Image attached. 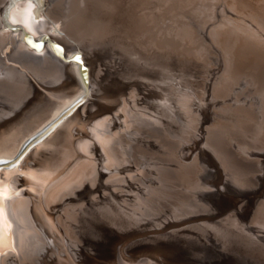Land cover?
I'll use <instances>...</instances> for the list:
<instances>
[{"label":"rangeland","instance_id":"374dc122","mask_svg":"<svg viewBox=\"0 0 264 264\" xmlns=\"http://www.w3.org/2000/svg\"><path fill=\"white\" fill-rule=\"evenodd\" d=\"M125 1L98 0L94 10L88 5L84 12L78 11L76 0L63 2V10L74 3L72 11L81 17L93 11L94 18H87L91 23H87L80 41L86 42L91 60L100 63V67L92 91L86 88L77 94V104L62 119L91 100L95 104L87 110L91 118L86 128L90 129L98 124L103 112L109 111L108 105L126 91L139 92L143 98L140 103L145 106L127 110V119L133 124L132 136L123 140L118 152L109 162L105 161L108 164L103 161L104 165H84L87 157L80 144L72 165L76 163V170L84 168L85 172L48 191L46 198L62 216L63 236L69 248L79 264H111L120 261L124 254V259H140L138 264H148L150 259L161 260L162 264H264V179L252 189L259 191L246 192V178L232 179L219 154L224 134L235 140L246 138L247 118L256 122L253 134L260 133L263 147L256 148L264 152V0ZM18 37L25 40L17 33ZM37 45L30 44L34 49ZM49 48L58 53L53 44ZM213 69L218 74L211 75ZM240 80H245L243 85ZM25 89L30 91L22 101ZM42 97L33 88L0 83V126L6 122L15 124L23 115H28L26 123L32 122L36 118L33 114L48 106ZM116 122L122 126L125 118L119 117ZM73 126H80V120ZM203 135L206 142L202 141ZM77 137L76 144L86 138ZM36 143L28 146L22 159ZM194 144L207 150L206 156L201 153L209 158L190 168V157L185 167L178 166L173 156ZM19 189L25 190L26 186L20 185ZM249 198L252 200L243 204L247 210L239 207V202ZM28 206L26 202L20 206L21 245L9 257L14 263L6 264H58L56 249L64 251L62 243L49 236L48 228L42 226L43 222L39 224ZM61 264L66 263L61 260Z\"/></svg>","mask_w":264,"mask_h":264},{"label":"bare ground","instance_id":"6f19581e","mask_svg":"<svg viewBox=\"0 0 264 264\" xmlns=\"http://www.w3.org/2000/svg\"><path fill=\"white\" fill-rule=\"evenodd\" d=\"M95 1H98V0H76L78 4L77 6L78 11L84 12L85 10H87L88 5H90L92 9L94 10ZM63 2L64 0L56 1V3L53 1L51 3V0H0V75L2 76L0 77V83L10 84V85H13L14 87H19V89H22L25 87H28V89L33 88L35 89L36 94L38 95L41 94V96L43 95L42 98H44V100L46 101V105H48L47 107H45V109L41 110V112L37 114H33L34 117L36 118L32 120V122L27 121L26 123L25 120L27 119L28 115L26 116L23 115L22 119L17 121L15 124H11L12 122H6L4 124L2 123L0 126V161H3L2 162L3 164H0V264H6V262L8 261L10 262L11 261L10 258L13 256V250H16V247L19 248V246L21 245L19 237H20V232H21L20 230H21L22 225L20 226V220L18 216L21 215L20 206L23 202H26L27 206L28 205L31 206L32 212L34 216L37 218L36 220L39 221V224L43 222L42 226H46L48 228L47 231L49 232L48 233L49 236L51 237L53 236L54 241L55 240L58 241L59 239V242L62 243L60 244V247H62L64 251H62L60 248L56 249L58 250L56 252L58 256V259H57L58 262L57 261L56 262L58 264H61V260H63L66 264H79L80 263V261L79 262L76 261L73 252L68 246L66 238L63 236L65 232L62 228L65 226L62 227V223H61L62 216L60 217V215L59 216L57 215L52 204L46 198V195L48 191H50V189L53 188L54 185H57V184L62 185V183H65L68 180L77 178L79 174L82 171H84V168L83 170H79L80 169L79 167H81L80 163H79L78 170H76L77 168L75 167L76 163L72 165L73 162L76 161V160H72L74 155L77 154L76 153L77 151L75 150L79 149L82 145H84L83 148L85 150L84 151L85 156L87 157V160L84 161L85 162L84 165L90 166L91 164V165L96 166V165H104L107 161L109 162V160H111L114 154L117 153L118 150L121 148L123 140L126 139L128 135L132 136L131 126L133 124H131L129 120L127 119V114H126L127 110L129 108L130 109L136 108V110H140L143 107H145L144 105L140 103L141 95L139 96L140 93L137 92L136 90L134 92L126 91V93L124 94H123V91H119V92H122L123 95L121 97H118L114 101L113 105H108L107 109H109V111L106 113L103 112L102 115H100L101 118L98 124L94 125L90 129L86 128L88 121L91 118V115L90 114H89L90 116L88 115L87 110H89L90 107H94V104H95L91 100L86 101L82 106L78 107L76 112L74 111V114L70 115L67 119L66 118L62 119V117L65 114L69 113L72 110L73 105L77 104V101H78V99H76L77 94L83 92L86 88L88 89L89 92L92 91L93 89L92 83H94L95 81L94 78L96 77V73L100 67L99 65L100 63H97L95 59H94L95 61L91 60L90 52L88 51L89 47L86 46V42L82 43L80 41V37H82L83 33L87 31V28H86L88 26L87 23L89 22L91 23V19L94 18L93 11H88L86 15L81 17L80 15L77 14V11L76 12L72 11L74 8V3L69 5L68 10L67 9L63 10ZM104 4L106 5V3ZM126 5H128V3ZM243 6H246V5H243ZM124 8H126V6H124ZM101 15H103V13ZM88 17H91L89 21L87 20ZM18 24H20L21 26H17ZM158 27L159 26L157 25V28ZM5 29L7 31H4ZM206 32L208 31L206 30ZM17 33L19 35H22V38H25V40L27 39V36H28L29 43L25 40L20 39L19 37L17 38ZM33 39L36 41L39 40L40 43H38L37 45ZM30 44L34 46L37 45V49H34L32 46H30ZM50 44H53L55 52H56L55 48L56 49L58 48L57 49L58 53H53V51L49 48ZM38 46H41V47H38ZM83 50H86V51H83ZM220 57L221 56L218 55L219 63L221 60ZM10 61L13 63L14 62L17 63L18 66L16 64L9 63ZM105 64L106 63H104V65ZM215 71L212 72L211 75H215L217 73V71L216 72ZM73 76H76L77 79L74 80ZM84 82L87 84L86 86H84ZM239 82H241L242 84L243 82H245V80H240ZM40 87H42L43 89H41ZM208 87L206 89H208ZM27 91H30V90H26L23 94L21 93L20 99L22 101L28 96L29 92ZM257 91H258V88H257ZM119 92L117 91V93ZM117 95L118 94L114 95L115 96L114 99L116 98ZM251 95H254V94H251ZM100 96L101 95H99L98 97ZM103 98H107V97H103ZM44 100L42 99V101ZM225 100H226L225 102H227L228 98H226ZM251 100L253 99L251 98ZM255 102H254V105H255ZM70 103H72V106L70 105L71 107L68 110L64 111V108H66L65 106H68ZM241 103H238V105ZM233 104H234V101H233ZM249 107L251 106L249 105ZM28 110L32 111L33 109L28 108ZM123 111L124 113H122ZM41 113H43V115H41ZM18 115H22V114H18ZM29 115H32V114H29ZM122 116L125 118V123H123V125L121 126L120 124L116 122V119ZM77 120H80V126L74 127L73 124ZM246 120H248L247 125H246L247 131H245L246 138L235 140L234 136L230 137L227 134H224L223 136L224 138L221 139V143H220L221 147L219 150V154L221 155L225 165L230 169L231 171L230 177L232 179H236V178L241 179L242 177L246 178L248 185L244 186V190L246 192H249V190H252L255 188L254 185L256 183H261L262 180L264 179V152H262V150H260L259 148H256L257 146L260 148H263L260 146L261 144L259 143L260 133L257 132L258 135L253 134L255 132L253 126L255 125L256 122H254V120H251V118H247ZM50 125L51 126L53 125V127L50 129L51 131L50 130H49L50 132L46 131V129H48ZM208 127L211 128L210 126ZM81 129H84L85 132L81 131ZM44 132L45 133L49 132V134L47 136H44L45 134ZM205 132L206 130L204 131V133ZM216 133L215 135H217ZM38 135H40V137L37 138L32 143H30V144H33L34 142H37L36 145H34L30 154L28 153L29 155L27 156L25 155L26 157H23L22 159L23 153H25V150L30 145L28 144V142H30L34 137ZM79 135L86 136V138L80 139L76 144V139L78 138L77 136ZM136 139H139V138H136ZM205 139L206 137L205 135H203L202 141H205ZM235 141L237 142V144L235 143ZM80 144L82 145L80 146ZM198 144L196 145L194 144L196 146L195 149H194L195 146H192V145L188 148H182L178 152L177 157L173 156V159L174 161H176L178 166L185 167L188 164L187 162L189 161L190 157L193 160L192 163L189 164L190 168H193L194 165L200 164V160L204 161L205 159L209 158V157L204 158L206 156L207 150L205 151L204 148L203 149L200 147L198 148L197 147L199 146ZM152 147H154L153 144H152ZM161 147L163 146L161 145ZM201 152H203L205 156L202 155ZM94 157L100 158L101 161H99L97 158H96L97 160L95 161ZM83 158L84 156L82 157V159ZM30 159L32 160V162L30 161ZM81 161L83 160H80V162ZM103 161L104 162L106 161V162L103 164ZM239 167H241V170H238ZM124 171L126 170L124 169L123 172ZM20 185L26 186V189L18 190V187ZM261 189H262V193H264V184H262ZM254 191H259V190H252L251 192H254ZM247 194H250V193H246V195ZM50 199L51 197H49V200ZM259 199L260 198H258V200ZM249 200H252V198L239 202V207H242L244 202L247 203V201ZM244 207L245 205L243 206V208ZM27 208H29V206ZM65 231H67V229ZM57 241L55 242L57 243ZM124 255H121L120 261L111 262V264H138L139 262H142L140 259H137V258L133 260L134 258L132 259V257H131L132 260L131 259L129 260V257L127 259L126 258L124 259L123 258ZM12 261H15V260H12ZM148 264H162V262L161 260L153 261L150 259L148 261Z\"/></svg>","mask_w":264,"mask_h":264},{"label":"water","instance_id":"95a60500","mask_svg":"<svg viewBox=\"0 0 264 264\" xmlns=\"http://www.w3.org/2000/svg\"><path fill=\"white\" fill-rule=\"evenodd\" d=\"M52 127H53V125H52V126L50 125V126L48 127V129H46V131H49ZM46 131H45V132H46ZM45 132H44V133H45ZM40 135H41V134H40ZM40 135L34 137L32 140L30 139L31 141L28 142V144H30V143H32L33 141H35L37 138L40 137ZM29 147H30V146H29ZM2 162H3V161H0V164H3Z\"/></svg>","mask_w":264,"mask_h":264},{"label":"snow or ice","instance_id":"6c2138e0","mask_svg":"<svg viewBox=\"0 0 264 264\" xmlns=\"http://www.w3.org/2000/svg\"><path fill=\"white\" fill-rule=\"evenodd\" d=\"M78 59V58H77Z\"/></svg>","mask_w":264,"mask_h":264}]
</instances>
